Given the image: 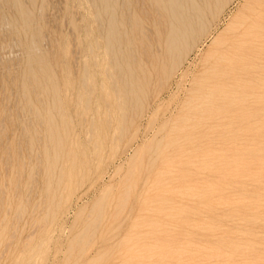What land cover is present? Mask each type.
<instances>
[{
  "label": "rangeland",
  "instance_id": "rangeland-1",
  "mask_svg": "<svg viewBox=\"0 0 264 264\" xmlns=\"http://www.w3.org/2000/svg\"><path fill=\"white\" fill-rule=\"evenodd\" d=\"M146 1L0 0V264H264V79L191 85L246 0ZM156 9L192 32L150 79Z\"/></svg>",
  "mask_w": 264,
  "mask_h": 264
},
{
  "label": "bare ground",
  "instance_id": "bare-ground-1",
  "mask_svg": "<svg viewBox=\"0 0 264 264\" xmlns=\"http://www.w3.org/2000/svg\"><path fill=\"white\" fill-rule=\"evenodd\" d=\"M133 3H134V0H133ZM154 3L155 2L153 1V4ZM125 4L126 3H124V6L126 7ZM141 4L139 5L141 6ZM120 5H121V2H120ZM144 5H145V2H144ZM135 6L137 5H134V7ZM148 6H150V4ZM139 9L140 8H138V10ZM163 9L161 8V10L165 12ZM145 11H146V8H145ZM177 13H179V11ZM191 13L192 12H190V14ZM153 14H154L153 17L150 16V18L149 17H147L146 19L143 18L142 22L140 21L138 23V25L141 28L142 33L141 32L140 33L142 34V37L141 39H139L138 42H134V44H132L133 46H136L141 49V52L144 55V57L142 58L143 60L151 58V63H152L153 68L151 70L152 72H150V75H149L150 79L152 77H156L164 73L168 64L172 63L174 60L181 57V55L184 53L187 47L186 46L187 37L192 32V29L191 31L189 30L187 31L186 28L182 27L183 29H181L180 26L175 27L174 25H170V24L168 26L164 22L165 17L163 19V14L159 9H156ZM125 15L127 16L128 14L126 13ZM126 16H123L125 17L123 21H125V19L127 21ZM201 17L202 15L199 14L198 11L195 12L194 16L192 17V20H193L192 22L194 24L193 23L192 24L194 26H197V24L201 21ZM227 19H228L226 21L227 28L226 29L224 28L225 31H223V33L220 31V33H222L220 38H218L219 36H217L218 38L217 43L214 44V46L212 45L213 46L212 53L211 55L209 54V56L205 60V64L203 65L201 71H199L200 74L198 76H194L191 80L192 81L191 85L193 84V81L197 80V78L199 79V81H203L207 85L203 89V95L206 96L208 99H211L215 96H219L221 94L223 96H228V95L235 96V97L239 96L240 98L241 88H243L244 86L242 84V81H261L262 79H264V0H246L242 5H240L238 10H236V13L230 15V17ZM144 23H148L150 25L149 26L150 29H147ZM220 23L221 21L219 22V24ZM117 29L118 28L116 27L114 21L113 23H109L108 41L111 39L113 40V38L115 37V33L117 32ZM126 29H129V28H126ZM99 32L101 33L100 30ZM123 32L124 31H122V33ZM111 46L115 47V45L113 44ZM149 51H151L150 54H149ZM225 85H227L226 88H228L226 91L221 89V88H224ZM231 87L233 88L231 89ZM127 117H128V114L123 115L119 120L116 121V126L114 129V133L112 136L110 146H113V144L116 143L115 141L117 140V136L122 134L124 130V125L127 121ZM1 125L2 124H0V126ZM174 141H177V140H174Z\"/></svg>",
  "mask_w": 264,
  "mask_h": 264
}]
</instances>
